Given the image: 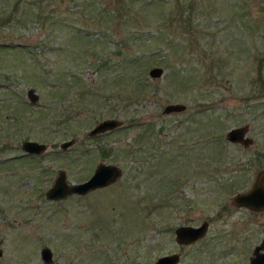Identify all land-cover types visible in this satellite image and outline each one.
<instances>
[{
	"label": "rangeland",
	"instance_id": "obj_1",
	"mask_svg": "<svg viewBox=\"0 0 264 264\" xmlns=\"http://www.w3.org/2000/svg\"><path fill=\"white\" fill-rule=\"evenodd\" d=\"M105 118L121 126L89 136ZM244 123L253 143L229 141ZM26 139L46 151L20 156ZM99 162L122 175L45 197L59 169L80 182ZM262 168L264 0H0V264H48L44 245L52 264H249L264 210L230 198Z\"/></svg>",
	"mask_w": 264,
	"mask_h": 264
},
{
	"label": "water",
	"instance_id": "obj_2",
	"mask_svg": "<svg viewBox=\"0 0 264 264\" xmlns=\"http://www.w3.org/2000/svg\"><path fill=\"white\" fill-rule=\"evenodd\" d=\"M163 74L161 66H153L149 70L151 77H160ZM30 100L35 102L37 95L31 88ZM186 108L184 103H170L164 107V112L170 113L173 111H181ZM121 120L117 118H105L96 124L88 131L89 136H96L106 131L113 130L121 125ZM248 130V125L231 127L226 132V138L231 142H241L244 145H249L252 138L244 136ZM74 142V139H68L61 143L62 148H67ZM21 149L30 154H41L47 149V144L37 140H23ZM122 175L121 168L114 163L99 162L93 173L85 180L80 182H69L67 180L66 171L59 169L53 183L45 192V197L51 200L64 199L72 194L84 195L89 191L107 186L115 182ZM231 203L236 206H244L254 211L264 210V170H260L252 185L243 191L234 193L231 196ZM208 228L207 220H203L199 225H179L175 229V239L178 243L191 244L197 239L203 237ZM1 254V250H0ZM51 250L45 246L41 250V258L45 263H51ZM180 259L178 252L163 254L156 258L155 264H177ZM249 264H264V238L260 243L256 244L252 251V256L249 259Z\"/></svg>",
	"mask_w": 264,
	"mask_h": 264
},
{
	"label": "flooded vegetation",
	"instance_id": "obj_3",
	"mask_svg": "<svg viewBox=\"0 0 264 264\" xmlns=\"http://www.w3.org/2000/svg\"><path fill=\"white\" fill-rule=\"evenodd\" d=\"M34 92H35V91H34ZM35 93H36V92H35ZM36 95H37V99H39V96H38L37 93H36ZM24 97L26 98V101H28V102L26 103V102L23 100V104H24V105H26V104L33 105V104H35V102L37 101V100H36L35 102H33V101L30 100V93H29L28 90H27L26 93L24 94ZM24 102H25V103H24ZM245 124H247V123H244V124H241V125H245ZM241 125H238V126H241ZM247 125H248V124H247ZM120 126H121V125H120ZM248 131H249V125H248V130H247V132L245 133L244 136H245V137H246V136H249V137L252 138V142L249 144V145H251V144L253 143V137L250 136V135L248 134ZM225 136H226V133H225ZM237 143H240V144H242L243 146H248V145H244V144L241 143V142H237ZM22 150H23V149H22ZM23 151H24V150H23ZM24 153H25V154H22V155H20V156H28V157H30V158H33L34 156H31V155H39V154H30V153H27V152H25V151H24ZM27 154H30V155H27ZM105 163H106V162H105ZM95 167H96V166H95ZM94 169H95V168H94ZM260 170H264V169L262 168V169H260ZM260 170H258V172H259ZM93 171H94V170H93ZM258 172H257V173H258ZM92 173H93V172H92ZM92 173H91V174H92ZM256 175H257V174H256ZM255 177H256V176H255ZM254 180H255V179H254ZM113 183H114V182H113ZM252 183H253V182H252ZM252 183H251V185H252ZM111 184H112V183H111ZM109 185H110V184H109ZM251 185H250V186H251ZM107 186H108V185H107ZM250 186H249V187H250ZM104 187H105V186H104ZM249 187H248V188H249ZM99 188H101V187H99ZM248 188H247V189H248ZM47 189H48V188H47ZM47 189H46V190H47ZM96 189H97V188H96ZM93 190H95V189H93ZM93 190H91V191H93ZM245 190H246V189H245ZM241 191H243V190H241ZM45 192H46V191H45ZM45 192H44V195H45ZM89 192H90V191H89ZM89 192H88V193H89ZM237 192H239V191H237ZM86 194H87V193H86ZM78 195H80V194H78ZM84 195H85V194H84ZM230 201H231V198H230ZM233 205H234V204H233ZM235 206H236V205H235ZM237 207H244V206H237ZM244 208H246V207H244ZM246 209H248V210H250V211H253V212H256V211L251 210V209H249V208H246ZM202 221H203V220H202ZM202 221H201V222H202ZM207 222H208V221H207ZM185 225H186V224H185ZM178 226H179V225H178ZM208 226H209V222H208ZM176 227H177V226H176ZM175 229H176V228H175ZM175 229H174V231H175ZM206 231H207V230H206ZM205 234H206V233H205ZM204 236H205V235H204ZM204 236H203V237H204ZM201 238H202V237H201ZM199 239H200V238H199ZM175 240H176V239H175ZM197 240H198V239H197ZM197 240H196V241H197ZM194 242H195V241H194ZM194 242H193V243H194ZM181 244H182V243H181ZM191 244H192V243H191ZM45 246L49 247L48 245H44V246H42L41 249H40V254H41V250H42V248L45 247ZM49 248H50V247H49ZM50 250H51V253H52V254H51L52 262H51V263H48V264H52V263L54 262V257H53L52 249L50 248ZM171 253H173V252H171ZM167 254H170V253H167ZM179 254H180V253H179ZM158 257H159V256H158ZM158 257H157V258H158ZM249 259H250V258H249ZM155 260H156V259H155ZM179 260H180V259H179ZM177 264H178V263H177Z\"/></svg>",
	"mask_w": 264,
	"mask_h": 264
}]
</instances>
